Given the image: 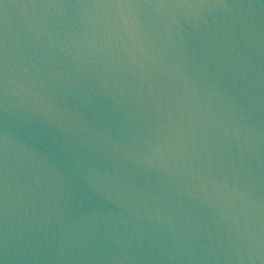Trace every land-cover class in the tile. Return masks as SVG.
I'll use <instances>...</instances> for the list:
<instances>
[{
  "label": "water",
  "instance_id": "obj_1",
  "mask_svg": "<svg viewBox=\"0 0 264 264\" xmlns=\"http://www.w3.org/2000/svg\"><path fill=\"white\" fill-rule=\"evenodd\" d=\"M0 264H264V0H0Z\"/></svg>",
  "mask_w": 264,
  "mask_h": 264
}]
</instances>
